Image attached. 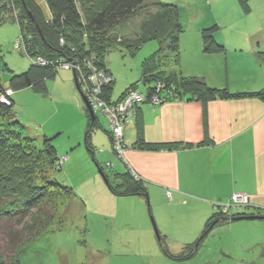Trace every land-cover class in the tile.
<instances>
[{"label": "rangeland", "instance_id": "rangeland-1", "mask_svg": "<svg viewBox=\"0 0 264 264\" xmlns=\"http://www.w3.org/2000/svg\"><path fill=\"white\" fill-rule=\"evenodd\" d=\"M159 1L177 6L182 28L183 15L191 13L205 18L225 19L221 25L227 27L242 26L248 29L258 25L255 19L258 9L251 7V2V12L246 14L232 0H225L220 7L211 6L209 2L212 0ZM140 21L141 17L136 16L120 24L113 33L122 36L137 32ZM17 37L16 24H0V57L7 68V71H0V84L5 87L12 75L23 73L31 64L27 57L13 49ZM157 49L158 43L155 41L142 45L134 55H129L126 49L120 47L111 49L104 63L115 81L112 100L119 101L125 89L138 82L141 63ZM67 66L69 70H64ZM89 66L95 69L87 67V71L80 72L77 79L73 77L77 73L75 65L58 63L54 66L57 69L55 78L45 81L46 95L30 89L13 93L14 121L24 128L22 135L36 138L37 146H41L43 136L56 138L52 145L62 170L53 173L45 163L35 176L38 180L44 177L42 179L46 182L55 180L69 187L73 195L59 193L56 187H47L43 193L44 202L38 209L31 210L18 226L1 222L0 264H264L263 243L255 245L244 242L226 227L212 231L202 241L196 255L186 261H173L163 254L158 237L164 240L167 250L176 255L186 245L200 241L202 226L190 219L191 214L185 209L166 206L165 197L156 190H153L154 195L148 194L147 199L114 197L110 193L99 169L114 185L113 176L109 174L124 172V168L119 169L117 165H120V160H125L126 147L113 150L107 135L110 129L106 118L94 110L88 101L91 96L98 108L100 104L94 87L101 91L104 82L107 86L111 84L106 73L97 70L94 64ZM138 90L144 92L142 86ZM11 94L7 92V100ZM82 97L94 114L92 118L87 110L90 119L94 121L97 117L101 126L92 134L91 142L95 147L93 157L84 146L87 119ZM0 101L4 103L6 98L2 95ZM49 128H53L51 132H43V129ZM122 138L124 141V136ZM46 170L47 174L44 173ZM34 184L41 187L45 183L34 181ZM240 200L236 199L237 202ZM168 203L171 205L174 202L170 200ZM237 207L238 203L230 205L227 213ZM30 224L40 225L41 230L32 240L22 242L23 238H32L33 233H24V228ZM17 245L16 258L11 261Z\"/></svg>", "mask_w": 264, "mask_h": 264}, {"label": "trees", "instance_id": "trees-1", "mask_svg": "<svg viewBox=\"0 0 264 264\" xmlns=\"http://www.w3.org/2000/svg\"><path fill=\"white\" fill-rule=\"evenodd\" d=\"M238 3L242 11L246 13L250 11V0H238ZM136 16L141 17L137 32L132 30L133 32L126 35H114L113 30L116 27ZM6 22L16 24L18 28V37L13 42V49L27 57L31 64L23 73L17 76L12 75L7 87L0 84V96L3 95L7 101L4 103L0 101V223L6 221L7 224L18 226L31 210L38 209L44 202L42 199L45 194L43 193L47 187H56L59 193L73 195L69 187L55 180L52 183L46 182L44 177L38 180L35 176L45 163L53 173L62 170L52 145V141L56 138L43 136L41 146H37L36 138L23 136L24 128L14 121L13 93L30 89L37 94L46 95L45 81L55 78L57 69L54 66L58 63L75 65L74 69L77 73L73 74V77L76 78L80 72H86L87 67L95 69L89 66L93 64L97 70L106 73L105 75L111 79V84L101 87L98 99L102 102L105 100V104H110L115 102L111 99L115 81L105 67L104 60L107 54L111 52V49L120 47L123 50L126 49L129 55H134L142 45L155 41L158 43L157 51L141 63L138 82L129 85L120 95V99L129 90H133L145 99L157 96L163 102L185 100L206 103L216 99L241 98H256L264 102V90L233 94L226 89L208 87L202 79L183 77L180 74L179 38L183 28L177 6L168 2L159 0H0V24ZM216 29L217 26L212 25L201 31L203 52L206 54L225 51L224 46L216 43L214 39ZM256 59L264 64V52L258 53ZM38 61L45 64L39 65ZM0 71H7L6 66L1 62V57ZM139 86L144 88V92L138 90ZM76 88L80 93L79 88ZM8 91L12 92L9 100H7ZM85 116L87 126L84 146L93 157L95 147L91 142L92 134L101 126L97 117L94 121L90 119L87 109ZM5 127L9 129L4 130ZM14 128L17 129L12 130ZM107 135L113 145L111 132L107 131ZM122 147L124 148V141ZM161 148H164V145L146 143L142 139L130 147L132 150L140 151H157ZM47 171L44 173L47 174ZM99 171L106 179L108 189L114 197L147 199L146 182L139 176L134 177L135 174L130 170L123 173L110 172L114 185L108 181L102 169ZM34 181L45 184L39 187L34 184ZM229 204L231 202L227 205ZM247 207L249 206L237 208ZM223 208L220 206V212L204 224L200 241L186 245L176 255L171 254L164 245V240L158 237L163 254L173 261H186L196 255L202 241L214 228L229 224L241 216H256L264 220V212L259 209L254 214L247 215L245 212L222 213ZM6 227L11 228V226ZM24 230V233H33V235L32 238H23L22 242L32 240L41 229L38 224H30ZM17 247L18 245L11 261L16 258Z\"/></svg>", "mask_w": 264, "mask_h": 264}, {"label": "crops", "instance_id": "crops-1", "mask_svg": "<svg viewBox=\"0 0 264 264\" xmlns=\"http://www.w3.org/2000/svg\"><path fill=\"white\" fill-rule=\"evenodd\" d=\"M232 1L241 8L238 0ZM250 2L258 9V25L251 32L242 26L221 25L225 19L183 15L179 38L183 77L202 79L208 87L233 94L264 90V64L256 59L264 52V0ZM209 3L220 7L225 0ZM212 25L217 26L214 39L224 46L223 53L203 52L201 31ZM123 136L125 160L115 166L142 178L148 194L154 195L156 190L165 197L166 206L185 209L202 229L233 194L248 196L249 207L231 209L230 214L264 212V102L241 98L173 101L157 107L144 104L124 127ZM140 139L164 148L130 149ZM169 199L174 203L170 205ZM219 227H226L244 242L263 243L264 248V220H235Z\"/></svg>", "mask_w": 264, "mask_h": 264}, {"label": "built area", "instance_id": "built-area-1", "mask_svg": "<svg viewBox=\"0 0 264 264\" xmlns=\"http://www.w3.org/2000/svg\"><path fill=\"white\" fill-rule=\"evenodd\" d=\"M64 70H69L68 66L64 67ZM96 81V80H95ZM105 82L102 86H105ZM95 85V82H94ZM94 91L97 95L99 91L94 87ZM90 101L91 106L94 110L99 111L103 118H106L107 123L109 124V129L111 132V136L113 138V150H122L123 147V131L126 124L130 123L132 120L136 118V113L138 107L143 105L145 102L150 106H158L164 103L157 96H152L150 99H145L144 96L135 92L133 90H129L123 97L117 102L110 104H103L102 100L97 99V102L100 104L98 108L94 104L93 98L90 96L88 99ZM166 102V101H165ZM106 105V106H105ZM236 199H241L239 202ZM238 203V207L248 206L249 205V197L244 194H234L231 197V204L224 206L221 210L222 213H227L230 205ZM236 206V205H234Z\"/></svg>", "mask_w": 264, "mask_h": 264}, {"label": "water", "instance_id": "water-1", "mask_svg": "<svg viewBox=\"0 0 264 264\" xmlns=\"http://www.w3.org/2000/svg\"><path fill=\"white\" fill-rule=\"evenodd\" d=\"M82 99H83V101H84V103H85L86 109H87V110L89 111V113H90V116H91L92 118H94V114H93L92 110L90 109L89 105L87 104L85 98L82 97ZM103 179H104L105 183H107V181H106V179H105L104 177H103ZM261 219H263V218H261V217H256V216H247V217H246V216H241V217H239L237 220H238V221H243V220H247V221H257V220H261Z\"/></svg>", "mask_w": 264, "mask_h": 264}, {"label": "clouds", "instance_id": "clouds-1", "mask_svg": "<svg viewBox=\"0 0 264 264\" xmlns=\"http://www.w3.org/2000/svg\"><path fill=\"white\" fill-rule=\"evenodd\" d=\"M254 27H256V25H252L251 27H249V28L247 29V31H248V32H251L252 29H253Z\"/></svg>", "mask_w": 264, "mask_h": 264}, {"label": "bare ground", "instance_id": "bare-ground-1", "mask_svg": "<svg viewBox=\"0 0 264 264\" xmlns=\"http://www.w3.org/2000/svg\"><path fill=\"white\" fill-rule=\"evenodd\" d=\"M145 104H146V105H149V104H147V102H145ZM149 106H150V105H149ZM158 106H159V105H158ZM151 107H154V106H151ZM155 107H156V106H155ZM230 201H231V199H230ZM230 201H229V202H230Z\"/></svg>", "mask_w": 264, "mask_h": 264}]
</instances>
